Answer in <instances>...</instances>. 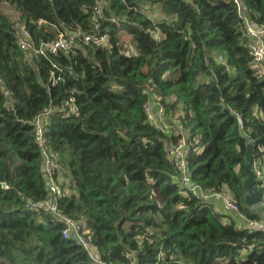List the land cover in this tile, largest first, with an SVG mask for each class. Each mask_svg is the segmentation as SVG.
Returning a JSON list of instances; mask_svg holds the SVG:
<instances>
[{"label":"trees","instance_id":"16d2710c","mask_svg":"<svg viewBox=\"0 0 264 264\" xmlns=\"http://www.w3.org/2000/svg\"><path fill=\"white\" fill-rule=\"evenodd\" d=\"M241 1L264 27V0ZM22 21L36 46L62 30L109 37L43 55L19 46ZM250 44L235 0H0V264H95L63 220L31 206L51 197L32 122L49 109L58 207L103 259L264 264V232L245 221L264 218L244 200L249 140L264 171V60ZM150 98L181 118L192 179L245 217L181 183L169 153L177 135L151 122Z\"/></svg>","mask_w":264,"mask_h":264},{"label":"built area","instance_id":"2783aa9c","mask_svg":"<svg viewBox=\"0 0 264 264\" xmlns=\"http://www.w3.org/2000/svg\"><path fill=\"white\" fill-rule=\"evenodd\" d=\"M238 4L240 16L244 19L246 26L249 31L250 41H251V54L253 55L254 61L261 62L264 60V27L258 25L255 20L243 10V4L241 0H235ZM95 11L101 16L102 5L97 2L94 6ZM98 16V17H99ZM97 18V16H96ZM43 19H38L37 23H42ZM17 26V42L19 46L25 50H34L35 52L43 55L48 53H55L60 49L70 50L78 43L85 44H97L101 45L106 43L109 34L107 31H101L100 29L96 31H85L82 29H75L71 31H60L55 39L43 41L39 45H35L32 39V33L30 31L27 22H16ZM158 35V33H157ZM55 68L61 69L56 63H53ZM55 72H52V82L55 83L59 81L60 76H55ZM6 93V91H5ZM73 101V97L70 99ZM73 111L79 114L78 109L73 106ZM51 109L39 114L32 122L35 125V139L38 146L41 149L43 156V173L47 178L48 187L51 192V197L45 201L32 202V207H40L44 211L52 212L58 218L64 221L63 235L68 237L72 232L76 235L79 242H81L87 249L90 257L95 264H110L108 261L103 259L95 251V245L91 241L89 235H85L81 232V223L79 220L70 217L63 213L58 207V198L63 192L62 182L64 180V175L57 168V164L53 158V154L48 149L46 143L45 135V115L50 113ZM146 112L149 116L151 122L165 131L166 133H174L177 135V139L173 144L169 146V153L173 157L175 166L178 170L179 179L183 185H185L189 191L203 199L208 201H213L214 199H222L225 207L231 212L239 213L243 218L245 217L241 213L239 205L230 196L222 191H210L203 188L199 183L192 179L191 169L188 165V145L189 140L186 134V128L178 115L166 116L164 112V106L160 102H156V109H153V104L151 99H149L146 104ZM254 168L257 174V183L262 192L263 203H264V171L260 165L256 162L254 163ZM246 223L250 227H259L264 232V218L263 219H248L246 218Z\"/></svg>","mask_w":264,"mask_h":264},{"label":"water","instance_id":"95a60500","mask_svg":"<svg viewBox=\"0 0 264 264\" xmlns=\"http://www.w3.org/2000/svg\"><path fill=\"white\" fill-rule=\"evenodd\" d=\"M253 140H249L246 149L245 169L247 175L243 180L244 200L247 205L253 206L263 201L261 189L257 183V174L254 168L255 157L252 152Z\"/></svg>","mask_w":264,"mask_h":264},{"label":"crops","instance_id":"0c3cea01","mask_svg":"<svg viewBox=\"0 0 264 264\" xmlns=\"http://www.w3.org/2000/svg\"><path fill=\"white\" fill-rule=\"evenodd\" d=\"M153 104V109H156V101L153 98H150ZM213 202L215 203V206L217 207V209L219 211L222 212H231L229 211V209H227L222 201V199H214ZM234 216H237L236 214H234ZM238 217V216H237Z\"/></svg>","mask_w":264,"mask_h":264},{"label":"rangeland","instance_id":"374dc122","mask_svg":"<svg viewBox=\"0 0 264 264\" xmlns=\"http://www.w3.org/2000/svg\"><path fill=\"white\" fill-rule=\"evenodd\" d=\"M7 10L14 11V10L12 9L11 6H9V7L7 8ZM252 207H255L254 209H256V210H258V209H263V207H264V203L261 202V203H259V204L253 205Z\"/></svg>","mask_w":264,"mask_h":264}]
</instances>
